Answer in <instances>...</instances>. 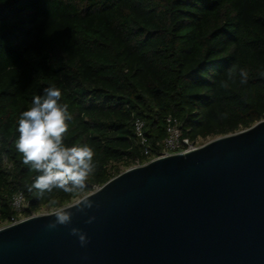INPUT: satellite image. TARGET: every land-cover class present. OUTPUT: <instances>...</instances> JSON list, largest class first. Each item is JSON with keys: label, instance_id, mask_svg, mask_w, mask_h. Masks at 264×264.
Here are the masks:
<instances>
[{"label": "trees", "instance_id": "16d2710c", "mask_svg": "<svg viewBox=\"0 0 264 264\" xmlns=\"http://www.w3.org/2000/svg\"><path fill=\"white\" fill-rule=\"evenodd\" d=\"M49 86L72 115L64 145L94 151L86 192L28 191L38 173L16 150L18 120ZM169 115L193 142L264 119V0H0V227L159 156Z\"/></svg>", "mask_w": 264, "mask_h": 264}, {"label": "water", "instance_id": "95a60500", "mask_svg": "<svg viewBox=\"0 0 264 264\" xmlns=\"http://www.w3.org/2000/svg\"><path fill=\"white\" fill-rule=\"evenodd\" d=\"M85 196L94 207L67 226L47 228L55 210L0 227V264H264V119L129 167Z\"/></svg>", "mask_w": 264, "mask_h": 264}, {"label": "clouds", "instance_id": "9594fccd", "mask_svg": "<svg viewBox=\"0 0 264 264\" xmlns=\"http://www.w3.org/2000/svg\"><path fill=\"white\" fill-rule=\"evenodd\" d=\"M239 77L241 84L247 83V70L240 69ZM71 119L68 105L62 102V92L55 86L46 87L42 95L34 96L31 107L20 114L17 128L19 137L15 147L23 156V164L38 173L28 186V191L35 190L39 197L54 189L79 194L89 188L88 178L95 171L94 151L87 145H64L67 122ZM57 203L56 200H50L52 205ZM94 203L90 196H85L77 202L75 212L71 206L57 207L54 220L47 228L71 224L76 213L86 214L87 210L94 207ZM94 220V216H89L86 223L91 224ZM70 235L76 236L82 247L88 243L87 234L79 228H71Z\"/></svg>", "mask_w": 264, "mask_h": 264}, {"label": "built area", "instance_id": "2783aa9c", "mask_svg": "<svg viewBox=\"0 0 264 264\" xmlns=\"http://www.w3.org/2000/svg\"><path fill=\"white\" fill-rule=\"evenodd\" d=\"M166 123L167 137L163 141L164 149L161 151L159 156L170 153L189 151L200 146L197 145L196 142H193L189 140V138L183 136L181 124L177 118L169 115L166 119ZM134 125L138 142L141 144V146L144 147L145 154H150L151 150L148 147V139L145 135V122L138 117L135 119ZM12 205L16 211L21 212L27 206L24 194L21 192L16 193L13 196ZM16 221L18 220H15L14 222Z\"/></svg>", "mask_w": 264, "mask_h": 264}, {"label": "rangeland", "instance_id": "374dc122", "mask_svg": "<svg viewBox=\"0 0 264 264\" xmlns=\"http://www.w3.org/2000/svg\"><path fill=\"white\" fill-rule=\"evenodd\" d=\"M213 138H210V139H206V140H198L196 142L197 145H201V144H204V143H207L208 141L212 140ZM76 201V200H75ZM50 212H53V210H50V209H43L39 214H42V213H50Z\"/></svg>", "mask_w": 264, "mask_h": 264}]
</instances>
